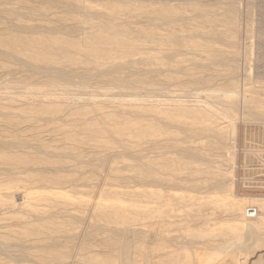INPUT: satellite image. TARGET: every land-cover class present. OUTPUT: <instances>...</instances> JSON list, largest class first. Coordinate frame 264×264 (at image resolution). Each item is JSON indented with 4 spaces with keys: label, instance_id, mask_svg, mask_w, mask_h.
<instances>
[{
    "label": "rangeland",
    "instance_id": "374dc122",
    "mask_svg": "<svg viewBox=\"0 0 264 264\" xmlns=\"http://www.w3.org/2000/svg\"><path fill=\"white\" fill-rule=\"evenodd\" d=\"M263 104L264 0H0V264H169L155 178L176 239L264 217Z\"/></svg>",
    "mask_w": 264,
    "mask_h": 264
},
{
    "label": "bare ground",
    "instance_id": "6f19581e",
    "mask_svg": "<svg viewBox=\"0 0 264 264\" xmlns=\"http://www.w3.org/2000/svg\"><path fill=\"white\" fill-rule=\"evenodd\" d=\"M100 42V41H99ZM114 39L110 38L108 40L106 39H102V41L100 42L101 44H106V43H113ZM66 54V53H65ZM62 55V54H61ZM95 56V55H94ZM63 57V55L61 56V58ZM67 57V55H66ZM105 57V56H104ZM64 59V57H63ZM256 105V104H255ZM201 106V105H200ZM259 106V104H258ZM264 104L260 105L261 108L264 109ZM250 107V106H249ZM192 108V106L190 107ZM197 108V107H196ZM201 108V107H200ZM259 108V109H261ZM195 109V106H194ZM258 109V108H256ZM258 109V110H259ZM199 111V109H196ZM204 110V109H203ZM202 111V110H201ZM261 111H263L261 109ZM261 114V113H260ZM208 115V114H207ZM264 115V114H263ZM215 118V117H214ZM213 119V118H212ZM217 120V119H216ZM211 122V119H205V122L203 123H209ZM202 123V122H201ZM102 124V123H101ZM198 124V123H197ZM196 124V125H197ZM107 125V124H105ZM114 125V124H112ZM111 125V126H112ZM201 125V124H199ZM115 126V125H114ZM101 128H103V126L101 125ZM104 129V128H103ZM106 129V128H105ZM104 129V130H105ZM102 130V129H101ZM111 133V132H110ZM115 134V133H114ZM215 136V135H214ZM223 145V144H222ZM155 157V156H154ZM152 160V159H150ZM154 161V160H153ZM152 161V162H153ZM156 161V160H155ZM158 165V164H157ZM229 166V165H228ZM151 167V166H150ZM149 167V168H150ZM156 168V167H155ZM141 169V168H140ZM146 169V168H145ZM157 169V168H156ZM160 169V168H159ZM158 169V170H159ZM226 170V169H225ZM145 171V170H144ZM161 172V171H160ZM148 173V172H147ZM162 173V172H161ZM149 174V173H148ZM147 174V175H148ZM222 172H221V176H222ZM43 175V174H42ZM141 175V174H139ZM150 175V174H149ZM148 175V176H149ZM152 175V174H151ZM150 175V176H151ZM143 176V174H142ZM148 176H144L141 178H148ZM149 176V179H150ZM174 176V175H173ZM49 177V176H48ZM155 177V176H154ZM224 177V174H223ZM226 177V176H225ZM47 180H49V178H47ZM43 182V181H41ZM40 182V183H41ZM47 182V181H46ZM45 181L43 183L47 184ZM183 185L184 184H188L189 182H183L181 180H177L175 178H170V179H159V178H155L152 181V186L154 187L153 190H150L149 188L147 189V193L150 197H151V207L148 206L147 209H145V212L148 210V212L151 213L152 218H154V223L153 226L157 231L158 234V238H162L163 240H165L168 243V249H167V253H165L166 257H168L169 260V264H264V254H259L256 256L255 259L250 258L249 254H250V250L253 249L252 246H259V244H257V241L253 240L252 235L253 234H260L261 233V224L262 222H264V217H258L257 215L254 217H257V219L255 221H251L250 222H245L244 221V217L246 215L247 216V212H246V202L244 201H237V197L233 196L234 194H232V190H224L222 191L219 195L221 196V204H218L219 202L217 201L214 206L216 207V205H221L222 207L220 208L222 213H228L229 215V219H228V223H233V225L231 226V228H221L222 222L224 221H218L216 223H214V225L212 227H210L208 230L204 229V230H194L192 226H190V223H197L202 217H206L207 214L209 215L211 212L207 213H203L201 210H196L195 208L192 209L193 213L190 214L188 213V215L186 216V220L188 221L187 224H184L183 227L178 231L179 233H181L183 235V237L181 239H176L173 236V232H171L170 230V226L172 225V223H169V221L167 220V216H169V214L172 212V210L170 209L171 206V198L174 197V194L171 193V191H167V188H169L170 186L173 185ZM42 184V183H41ZM173 184V185H172ZM227 184V183H226ZM158 188H160L159 190H157ZM74 190V189H71ZM146 190V189H145ZM118 191V190H117ZM116 192V191H115ZM121 191H119L120 193ZM135 192V191H134ZM133 192V193H134ZM50 193V192H49ZM118 193V192H117ZM56 194V193H54ZM53 194V195H54ZM121 194H123L121 192ZM126 194V193H125ZM137 194V193H134ZM142 194V193H140ZM139 194V195H140ZM145 194V195H146ZM190 194V193H189ZM216 194V193H215ZM138 195V197H139ZM147 195V196H148ZM178 195V194H177ZM176 195V196H177ZM188 195V194H187ZM191 195V194H190ZM86 196V195H85ZM142 196V195H141ZM179 196V195H178ZM184 196V195H183ZM195 196V195H193ZM56 197V195H55ZM82 197H84V195H82ZM146 197V196H145ZM191 196H189L190 198ZM196 197V196H195ZM199 197V196H198ZM85 198V197H84ZM97 198V197H96ZM140 198V197H139ZM144 198V197H143ZM178 198V197H177ZM176 201L180 198L177 199ZM197 198V197H196ZM201 198V197H200ZM218 198V197H217ZM79 199V198H78ZM81 199V198H80ZM99 199V198H98ZM142 199V198H140ZM149 199V198H148ZM186 199V198H185ZM184 199V202H185ZM194 199V197H193ZM202 199V198H201ZM208 199V198H207ZM242 199V198H240ZM11 200V199H9ZM183 200V199H182ZM198 200V198H197ZM210 200L211 196H210ZM214 200V199H213ZM212 200V201H213ZM217 200V199H216ZM239 200V199H238ZM23 201V200H22ZM85 201V200H84ZM96 201V200H95ZM99 201V200H98ZM101 201V200H100ZM99 201V202H100ZM191 201V200H190ZM189 201V202H190ZM193 201V200H192ZM196 201V200H195ZM201 201V200H200ZM205 201V200H203ZM11 202V201H10ZM179 202V201H178ZM197 202V201H196ZM195 202V203H196ZM199 202V201H198ZM208 202V201H207ZM95 203V202H94ZM103 203V202H102ZM149 203V202H148ZM173 203V202H172ZM188 203V202H186ZM201 203V202H200ZM211 203V202H209ZM209 203H206L205 205L207 206ZM215 202H213L212 204H214ZM10 204V203H9ZM12 204V203H11ZM99 204V203H98ZM97 204V205H98ZM101 204V203H100ZM193 204V203H192ZM95 205V204H93ZM134 205V203L132 204V206ZM194 205V204H193ZM195 205H199V204H195ZM203 205V204H202ZM258 205V204H257ZM260 207L262 210H264V201H261L259 203ZM175 206V205H174ZM201 206V205H200ZM204 206V205H203ZM202 206V208H203ZM211 206V204L209 205ZM12 208V206H10ZM84 207V206H83ZM98 207H101L100 205ZM147 207V205H146ZM177 207V206H176ZM212 207V206H211ZM213 207V208H215ZM259 207V206H258ZM25 207H23L22 209H24ZM111 208V207H110ZM184 209V207H182ZM181 207L179 209H182ZM187 208V207H186ZM185 208V209H186ZM189 208V207H188ZM218 208V209H219ZM19 209V208H18ZM27 209V208H25ZM100 209V208H99ZM108 210V207L106 208ZM115 209V208H113ZM190 209V208H189ZM206 209V208H205ZM97 210V209H96ZM95 210V211H96ZM106 212H111L112 210H109ZM249 210V209H247ZM93 211V212H95ZM101 212V210H99ZM99 211L97 212L99 215L98 218L102 219L103 216H101V214L99 213ZM105 210H102L103 214ZM95 212V214H96ZM120 212V211H119ZM128 212V211H126ZM126 212L124 214H126ZM131 212V211H130ZM128 212V213H130ZM219 212V213H221ZM123 213V212H121ZM93 214V213H92ZM94 214V215H95ZM111 214V213H109ZM108 214V215H109ZM114 213L112 212V216ZM132 214V213H130ZM128 214V215H130ZM133 214L135 215L134 211ZM108 215H105L106 217ZM127 215V214H126ZM215 214L213 213V215L210 216H214ZM96 216V215H95ZM120 216V215H119ZM216 216V215H215ZM121 217V216H120ZM125 217V216H124ZM115 218V217H114ZM117 218V217H116ZM216 218V217H214ZM249 218V217H248ZM99 219V220H100ZM111 219V216L110 218ZM104 220V219H102ZM116 220V219H115ZM225 220V219H224ZM215 221H217L215 219ZM214 221V222H215ZM179 222H183V221H179ZM235 223V224H234ZM209 224V223H208ZM207 224V225H208ZM217 227L215 228L214 226ZM204 226H206L204 224ZM219 233L215 236L212 232L218 231L216 230L217 228H219ZM214 227V228H213ZM211 229V230H210ZM223 229V230H222ZM234 230H239L242 231L244 233L239 234L236 238L235 236H232L231 232H233ZM195 231V233H194ZM197 231V232H196ZM264 231V230H263ZM206 232V233H205ZM211 232V233H210ZM134 233V232H132ZM259 237V236H258ZM228 239L226 241L222 240V239ZM203 239H205V241L208 239L209 241L205 242ZM246 239V240H243ZM203 240V241H202ZM257 240V239H256ZM261 242H263V239H259ZM197 245H201V248L197 247ZM262 245V244H261ZM255 248V247H254ZM201 249V250H199ZM227 249L229 252L224 253V250ZM183 252L185 253V260H181L178 256H176L177 252ZM232 251V252H230ZM259 252V251H258ZM261 252V251H260ZM262 252H264L262 250ZM261 252V253H262ZM190 254H195L196 257L195 258H188L186 257L187 255Z\"/></svg>",
    "mask_w": 264,
    "mask_h": 264
},
{
    "label": "built area",
    "instance_id": "2783aa9c",
    "mask_svg": "<svg viewBox=\"0 0 264 264\" xmlns=\"http://www.w3.org/2000/svg\"><path fill=\"white\" fill-rule=\"evenodd\" d=\"M246 212H247V211H246ZM247 213H248L247 216H249V218H250V217H254V216L257 215V211H256L255 209H252V208L249 209Z\"/></svg>",
    "mask_w": 264,
    "mask_h": 264
}]
</instances>
